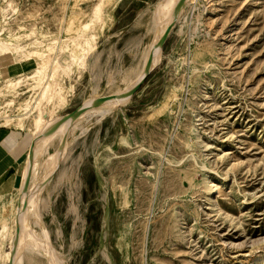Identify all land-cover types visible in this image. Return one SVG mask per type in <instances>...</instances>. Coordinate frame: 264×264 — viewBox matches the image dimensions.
Returning a JSON list of instances; mask_svg holds the SVG:
<instances>
[{"label":"rangeland","instance_id":"rangeland-1","mask_svg":"<svg viewBox=\"0 0 264 264\" xmlns=\"http://www.w3.org/2000/svg\"><path fill=\"white\" fill-rule=\"evenodd\" d=\"M162 1L0 0V43L57 40L54 80L68 104L54 115L72 113L135 78ZM99 3L103 16L86 31L96 47L76 64V39ZM0 46V118L30 140L43 85L35 63ZM160 46L128 102L79 132L42 190L55 252L61 264H264V0H191ZM11 71L17 88L3 81ZM42 102L50 112L56 101ZM26 255L24 264H49Z\"/></svg>","mask_w":264,"mask_h":264},{"label":"bare ground","instance_id":"bare-ground-1","mask_svg":"<svg viewBox=\"0 0 264 264\" xmlns=\"http://www.w3.org/2000/svg\"><path fill=\"white\" fill-rule=\"evenodd\" d=\"M178 1L163 0L157 6L158 11L156 10L157 14H154L156 16L153 19L157 21V24H155L157 25L155 26L157 27L156 33L144 54L135 78L129 79L124 84V87L111 86L99 97L88 96L83 105L72 113L54 115L58 107H65L68 104L63 86L54 80L55 71L61 67L59 54L55 50L58 41L54 40L44 48L36 47L31 50L10 41L1 42L3 47H11L12 51L21 57L22 61H24L23 63L32 61L36 64V73L31 77L38 79L39 87L43 85L41 86V98L36 104L39 112L34 118V127L32 129L34 137L27 155L20 185L22 192L18 206L19 217L15 218L10 225L3 226L0 229V244L5 240H9L7 248L4 250L0 249L2 261L5 264H24L29 257V255H26L27 252L43 255L49 261V264H61V258L55 252L49 231L42 219L40 209L41 192L46 188L49 178L56 170L59 161L64 158L69 144L80 134L79 132H84L90 128L93 123L92 119L95 122L99 121L107 114L115 112L119 106L125 105L131 97L129 90L144 76L148 60H150V69L160 61V38L172 22L177 21V18L178 20L180 19L185 5L191 0H184L177 10L180 13L174 15V7ZM102 16L103 3H99L94 8L92 21L83 24L84 33L76 39V48L71 53L76 64H83L87 56L95 49L97 35L95 33L88 34L86 31L97 20H100ZM0 35H4L3 31L0 32ZM78 48L82 50L80 58H76L75 55V51ZM52 54H55V56L52 57ZM48 69L53 71L51 78L50 74L46 75ZM46 76H48V79L43 83ZM16 77L17 75L11 71L5 76L3 81L17 88L21 83V79ZM44 99L49 102L56 101L53 103V110L50 112H45L40 108ZM8 104H11V102ZM29 104L30 102L25 108L26 112L22 114L26 116L19 117V120L30 117V115H27L29 113L27 110H31L28 109L30 107ZM19 128L25 129L22 126H19ZM52 147L55 148L52 150ZM34 224H37L39 228H36Z\"/></svg>","mask_w":264,"mask_h":264},{"label":"crops","instance_id":"crops-1","mask_svg":"<svg viewBox=\"0 0 264 264\" xmlns=\"http://www.w3.org/2000/svg\"><path fill=\"white\" fill-rule=\"evenodd\" d=\"M0 229L3 226L10 225L13 220L18 216V206L21 197L20 185L22 182V175L24 171L25 164L23 166L22 172L16 178V172L14 167L18 164V161L23 156L24 152L29 151L32 142V135L30 140L28 136V131L26 129H21L13 125H4L0 119ZM28 155V154H27ZM27 157V156H26ZM26 163V159H25ZM21 168V167H20ZM26 182V181H25ZM17 188V206L15 213L11 218L7 214L8 207L6 206V198L14 192ZM1 257V253H0ZM2 259V257H1Z\"/></svg>","mask_w":264,"mask_h":264},{"label":"water","instance_id":"water-1","mask_svg":"<svg viewBox=\"0 0 264 264\" xmlns=\"http://www.w3.org/2000/svg\"><path fill=\"white\" fill-rule=\"evenodd\" d=\"M183 1H184V0H179V1L177 2V4L175 5V7H174V15L177 14V10H178L180 4H181ZM174 23H175V21L172 22V24L166 28L164 34L162 35V37H161L160 40H159L160 45L166 40V38H167L168 34L170 33L172 27L174 26ZM150 57H151V56H150ZM149 65H150V60H148V62H147V64H146V67H145V74H144V76L142 77V79H141L139 82H137V83H136V84H135V85L129 90V94L133 93V92L138 88V86L140 85V83L144 80V78L146 77L148 71L150 70Z\"/></svg>","mask_w":264,"mask_h":264},{"label":"built area","instance_id":"built-area-1","mask_svg":"<svg viewBox=\"0 0 264 264\" xmlns=\"http://www.w3.org/2000/svg\"><path fill=\"white\" fill-rule=\"evenodd\" d=\"M1 119V118H0ZM1 124V123H0Z\"/></svg>","mask_w":264,"mask_h":264}]
</instances>
